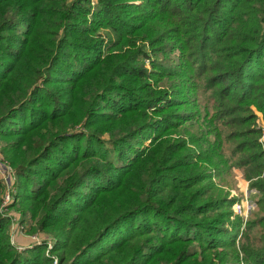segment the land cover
I'll return each mask as SVG.
<instances>
[{
  "label": "trees",
  "instance_id": "16d2710c",
  "mask_svg": "<svg viewBox=\"0 0 264 264\" xmlns=\"http://www.w3.org/2000/svg\"><path fill=\"white\" fill-rule=\"evenodd\" d=\"M12 136L53 246L18 250L0 189V264H264V0H0ZM235 167L260 194L240 239Z\"/></svg>",
  "mask_w": 264,
  "mask_h": 264
},
{
  "label": "rangeland",
  "instance_id": "374dc122",
  "mask_svg": "<svg viewBox=\"0 0 264 264\" xmlns=\"http://www.w3.org/2000/svg\"><path fill=\"white\" fill-rule=\"evenodd\" d=\"M137 3L141 4V1H137ZM146 64H148L147 66L149 67V63L146 62ZM258 114L260 116L262 115L261 112H258ZM56 127L57 125L54 126V128ZM49 130L50 129L46 130L45 134H48ZM68 131L70 133L74 132L71 127H68ZM108 138L109 136L105 135L107 145L109 146V148H113L112 143ZM30 140H24L22 145V143L16 141L15 137L12 136L11 139H7V142H0V189L5 202L3 211L5 215H7L11 220V240L19 251H23L29 247L41 244L43 241H45L48 243L46 252L50 253L49 250L53 246L52 234L40 230L38 219H34V217L32 216L30 205L26 202L22 204L16 203L15 198L16 194L18 193V170L16 165L22 161L26 162L27 158L34 150V146L32 143H30ZM146 142V145H149L150 140ZM143 183L145 185V181H143ZM124 185V187L117 186L111 189V193H114L116 197L109 196V193L107 196L103 197L100 205H106L107 200L112 202L113 205H115L116 203H125L127 202V198L122 202L123 197H121L124 193H126L125 189L136 191L144 186L136 185L134 183ZM226 188H229L230 190V197L238 198V200H236L232 205L231 219H239L241 222L240 232L238 236V239H240L243 231L246 228L247 222L254 217L255 213L259 212L256 201L260 194L255 188L251 187V181L245 178L244 171L241 168L237 167L233 168L232 171L231 186H227ZM237 204H245V213L236 212ZM19 206H25V214H23V208L20 209Z\"/></svg>",
  "mask_w": 264,
  "mask_h": 264
},
{
  "label": "built area",
  "instance_id": "2783aa9c",
  "mask_svg": "<svg viewBox=\"0 0 264 264\" xmlns=\"http://www.w3.org/2000/svg\"><path fill=\"white\" fill-rule=\"evenodd\" d=\"M246 209H245V204H237L236 205V212L237 213H245Z\"/></svg>",
  "mask_w": 264,
  "mask_h": 264
}]
</instances>
